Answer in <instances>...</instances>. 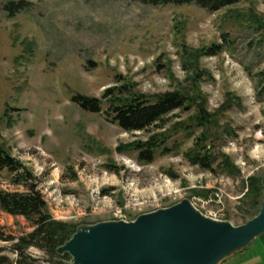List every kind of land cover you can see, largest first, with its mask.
Instances as JSON below:
<instances>
[{
    "label": "rangeland",
    "instance_id": "rangeland-1",
    "mask_svg": "<svg viewBox=\"0 0 264 264\" xmlns=\"http://www.w3.org/2000/svg\"><path fill=\"white\" fill-rule=\"evenodd\" d=\"M20 1L28 8L11 17L5 5ZM216 46L217 55L201 58L199 78L187 69L186 48ZM195 81L208 111L220 112V131H234L212 142V151L230 156L237 176L218 164L205 171L186 157L200 131L187 138L177 125L188 124L194 108L137 132L105 114L110 90L152 99ZM76 95L99 99L103 111L83 110L72 102ZM228 95L240 97L242 108L221 110ZM160 133H170L168 150L152 163L117 151ZM0 146L34 174L59 221L134 220L189 199L205 215L243 224L253 214L243 205L247 180L264 178V0H240L215 13L133 0H0ZM11 179L0 171V190L23 192ZM0 227L15 237L32 231L23 217L1 209ZM29 253L45 258L35 248ZM222 264H264V234Z\"/></svg>",
    "mask_w": 264,
    "mask_h": 264
},
{
    "label": "trees",
    "instance_id": "trees-1",
    "mask_svg": "<svg viewBox=\"0 0 264 264\" xmlns=\"http://www.w3.org/2000/svg\"><path fill=\"white\" fill-rule=\"evenodd\" d=\"M133 1L151 6L196 4L209 12L215 13L238 3L240 0ZM27 8L28 3L24 1L9 2L5 5V10L11 17ZM252 17L254 21L258 22L255 15L251 14ZM219 48V46L201 50L186 48L184 51V64L188 70H193L198 77L201 72H204L200 69L201 58L217 55L220 52ZM108 92L113 94L110 95L111 98L108 100L105 114L126 132L146 131L162 122L166 116L176 110L194 108L195 113L190 117V122L177 125H184V129L188 134L187 138L194 137L196 132L200 131L195 137L193 147L186 152V157L190 163L201 167L205 171H212L213 166L218 164L228 175L237 176L239 174V169L230 156L212 151V142L221 140L224 137L232 138L235 134L229 127H225L220 131L219 116L221 114L220 112L212 114L208 111L207 99L200 91L196 81L188 89H177L158 94L152 99L142 94L127 97L125 92L118 89ZM72 102L86 111L93 113L103 111V103L97 98L76 95L72 97ZM224 104L225 107L221 109L224 111L234 107L241 109L243 106L242 99L235 95H228ZM182 130L183 127L176 129L178 133ZM214 131L215 133H213ZM169 134L160 133L151 136L144 142L121 145L117 148V151L121 153L136 152L139 162L152 163L159 151H162L163 154L167 152L168 148L166 146ZM4 170L12 176L10 183L16 187H22L24 191L9 192L0 190V209L12 217H23L29 227L32 228V231L15 237L14 235H7L0 227V243L11 244L9 249L0 244V264H68L71 257L68 254L59 255L57 249L71 239L81 224L56 220L49 211L48 204L39 189V182L34 174L21 161L12 157L5 147L0 146V171ZM262 180L263 178L251 176L245 186L247 192L242 199L244 198L248 202H244L243 205L253 212L251 219L259 213L263 201ZM31 248L43 252L45 258L37 259L33 257L29 253ZM7 250L13 252L17 258L12 259L7 256L5 254Z\"/></svg>",
    "mask_w": 264,
    "mask_h": 264
},
{
    "label": "water",
    "instance_id": "water-1",
    "mask_svg": "<svg viewBox=\"0 0 264 264\" xmlns=\"http://www.w3.org/2000/svg\"><path fill=\"white\" fill-rule=\"evenodd\" d=\"M262 185L259 213L241 225L184 199L134 220L82 224L57 253L68 254V264H222L264 234V178Z\"/></svg>",
    "mask_w": 264,
    "mask_h": 264
},
{
    "label": "built area",
    "instance_id": "built-area-1",
    "mask_svg": "<svg viewBox=\"0 0 264 264\" xmlns=\"http://www.w3.org/2000/svg\"><path fill=\"white\" fill-rule=\"evenodd\" d=\"M207 216H209V217H211L213 219L220 220V218L218 217V215L215 214V213H209V215H207ZM115 220H126V219L120 218V219H115ZM126 221H128V220H126Z\"/></svg>",
    "mask_w": 264,
    "mask_h": 264
},
{
    "label": "crops",
    "instance_id": "crops-1",
    "mask_svg": "<svg viewBox=\"0 0 264 264\" xmlns=\"http://www.w3.org/2000/svg\"><path fill=\"white\" fill-rule=\"evenodd\" d=\"M225 262V261H224Z\"/></svg>",
    "mask_w": 264,
    "mask_h": 264
}]
</instances>
